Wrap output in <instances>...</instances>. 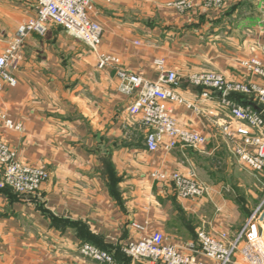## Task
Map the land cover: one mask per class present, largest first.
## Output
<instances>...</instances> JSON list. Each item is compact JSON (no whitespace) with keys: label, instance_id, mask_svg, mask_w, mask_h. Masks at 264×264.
Wrapping results in <instances>:
<instances>
[{"label":"crops","instance_id":"crops-1","mask_svg":"<svg viewBox=\"0 0 264 264\" xmlns=\"http://www.w3.org/2000/svg\"><path fill=\"white\" fill-rule=\"evenodd\" d=\"M178 1L95 3L91 17L102 26L97 50L54 24L24 38L12 69L17 84L0 91V112L20 127L7 128L0 118V138L50 177L33 195L0 188V264H101L80 253L84 242L136 264L123 247L154 231L195 254L189 245L199 229L232 240L262 204L264 174L253 171L250 178L235 153L240 137L222 130L231 118L220 96L202 99L203 88L189 77L215 71L232 81H262L241 61L256 56L264 64V0H226L221 9L188 0L184 12L174 6ZM35 4L0 0V54L16 41L19 26L37 16ZM101 53L119 56L123 69L147 81L161 76L158 60L177 71V92L197 108L170 107L181 126L203 132L206 142L150 150L149 129L127 112L138 88L123 92L117 68L98 67ZM177 170H195L208 193L182 198L170 181L153 176ZM252 230L264 239V205ZM234 260L250 264L241 251Z\"/></svg>","mask_w":264,"mask_h":264},{"label":"built area","instance_id":"built-area-1","mask_svg":"<svg viewBox=\"0 0 264 264\" xmlns=\"http://www.w3.org/2000/svg\"><path fill=\"white\" fill-rule=\"evenodd\" d=\"M112 1L35 0L37 16L19 26L16 41L0 54V91L6 86L17 84L12 69L16 68L20 58L19 47L31 31L45 33L51 24L61 26L71 35L84 40L91 49L97 50L102 40V26L91 17V11L97 2ZM203 1L207 8L221 9L226 4V0ZM174 6L184 12L192 4L188 0H181L174 3ZM261 50L264 53V44L261 45ZM157 65L162 71L161 76L156 81H147L123 69L120 57L115 54L101 53L98 62L99 68H117L123 92L131 93L138 88L137 97L128 106L127 112L129 117L139 119L149 129L146 143L150 150H156L161 145L167 149L177 145L195 149L203 145L207 139L205 134L181 126L170 107V103H179L188 108H197L196 104L187 101L177 92L175 87L179 84V74L175 70H164V60H158ZM241 65L251 75L259 76L262 81H232L215 71L193 74L189 80L192 85L203 88L202 99L213 98V93L220 96L222 107L238 123L234 126L230 119V122L222 125V130L233 138L240 137L242 142L235 148L239 160L253 171L264 174V64L258 57L253 56L242 60ZM232 93L253 96L263 106V111L251 105L237 104L230 97ZM0 118L7 128L20 127L5 113L0 112ZM153 176L162 181H170L182 198L203 197L209 191V186L199 179L195 170L187 173L179 170L172 173H154ZM49 177L50 173L44 166L21 160L17 151L0 138L1 189L8 187L19 195H33ZM263 204L264 202L252 213L232 240H229L227 233L213 235L204 228L199 229L196 241L191 242L189 247L204 255V260H198L196 253L189 254L168 244L161 231H154L137 241L129 242L123 247V251L134 262L147 260L150 264H233L235 254L241 251L250 264H264L263 236L252 234L254 220ZM80 253L101 264H122L115 259L113 253L88 242L80 245Z\"/></svg>","mask_w":264,"mask_h":264},{"label":"trees","instance_id":"trees-1","mask_svg":"<svg viewBox=\"0 0 264 264\" xmlns=\"http://www.w3.org/2000/svg\"><path fill=\"white\" fill-rule=\"evenodd\" d=\"M230 97L232 99H245L244 103L246 105H251V106L255 105V106H258V110L259 111H263V106L253 96L245 95V94H241V93H232ZM129 258L131 259V257H129Z\"/></svg>","mask_w":264,"mask_h":264},{"label":"rangeland","instance_id":"rangeland-1","mask_svg":"<svg viewBox=\"0 0 264 264\" xmlns=\"http://www.w3.org/2000/svg\"><path fill=\"white\" fill-rule=\"evenodd\" d=\"M204 6H205V4H204ZM249 173V174H248ZM247 174L250 176V178L252 179H255V175H254V172H253V170L252 169H249V172H248ZM46 182V181H45ZM258 183V182H257ZM263 184V183H262ZM258 185H259V188H260V186H262L263 187V185H260L259 183H258ZM264 190V189H263ZM260 192V191H259ZM263 193H264V191H263ZM262 194V193H261ZM263 198H264V195L262 196ZM263 200V199H262ZM261 200V201H262ZM264 202V201H263ZM262 202V203H263ZM264 205V204H263ZM254 206L256 207L257 206V204H255L254 203Z\"/></svg>","mask_w":264,"mask_h":264},{"label":"water","instance_id":"water-1","mask_svg":"<svg viewBox=\"0 0 264 264\" xmlns=\"http://www.w3.org/2000/svg\"><path fill=\"white\" fill-rule=\"evenodd\" d=\"M136 264H147V263H145L143 261H136Z\"/></svg>","mask_w":264,"mask_h":264}]
</instances>
